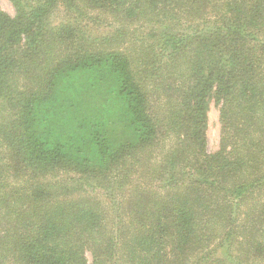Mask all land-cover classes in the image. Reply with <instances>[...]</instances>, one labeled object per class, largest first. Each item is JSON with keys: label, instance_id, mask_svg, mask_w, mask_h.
<instances>
[{"label": "trees", "instance_id": "16d2710c", "mask_svg": "<svg viewBox=\"0 0 264 264\" xmlns=\"http://www.w3.org/2000/svg\"><path fill=\"white\" fill-rule=\"evenodd\" d=\"M11 2L0 264H264V0Z\"/></svg>", "mask_w": 264, "mask_h": 264}, {"label": "rangeland", "instance_id": "374dc122", "mask_svg": "<svg viewBox=\"0 0 264 264\" xmlns=\"http://www.w3.org/2000/svg\"><path fill=\"white\" fill-rule=\"evenodd\" d=\"M0 7L2 10L6 11L11 15H15V7L11 0H0ZM60 14V12H58ZM58 18H62L61 15ZM59 20V19H58ZM97 25V24H94ZM96 31L98 34H101L103 31L107 32L108 27L100 26ZM219 106L215 103V100H211L209 103V113H208V129H207V149L209 152L218 151L220 148V137H221V124L219 117ZM86 256L89 260L92 259V254L90 251H87Z\"/></svg>", "mask_w": 264, "mask_h": 264}]
</instances>
